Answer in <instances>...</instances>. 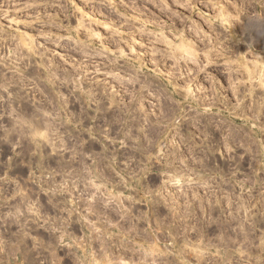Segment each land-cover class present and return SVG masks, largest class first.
I'll list each match as a JSON object with an SVG mask.
<instances>
[{
    "label": "rangeland",
    "instance_id": "374dc122",
    "mask_svg": "<svg viewBox=\"0 0 264 264\" xmlns=\"http://www.w3.org/2000/svg\"><path fill=\"white\" fill-rule=\"evenodd\" d=\"M261 61L264 0H0V264H264Z\"/></svg>",
    "mask_w": 264,
    "mask_h": 264
},
{
    "label": "bare ground",
    "instance_id": "6f19581e",
    "mask_svg": "<svg viewBox=\"0 0 264 264\" xmlns=\"http://www.w3.org/2000/svg\"><path fill=\"white\" fill-rule=\"evenodd\" d=\"M260 63H262V73H263V75H262V77H264V62L263 61H261ZM251 73H249V78L250 79H252L253 78V76H252V74H253V70H251L250 71ZM264 83V82H263ZM263 88H264V85H263ZM262 94V98H263V101H264V92H262L261 93ZM263 107H264V102H263ZM248 111H249V114L248 113H246V115L248 114V117H247V119L249 120V119H252V121H262L263 122V124H264V108H262V107H259V106H257V107H245ZM244 109V108H243ZM240 111V110H239ZM242 111V110H241ZM243 113V112H242ZM170 114V113H169ZM173 114V113H172ZM245 115V116H246ZM170 116H172L171 114H170ZM222 120H224V119H222ZM210 122V121H209ZM204 123V122H203ZM259 123V122H258ZM201 124V123H200ZM199 124V125H200ZM209 124V123H208ZM211 124V123H210ZM208 126V125H207ZM212 126V125H211ZM210 128V127H209ZM205 129H206V124H205ZM209 130V129H208ZM213 130V129H212ZM239 130V129H238ZM245 130V129H244ZM210 131V130H209ZM208 131V132H209ZM239 132V131H238ZM251 133V132H250ZM244 134H245V132L242 134V133H235V132H233V133H231V135H234L235 136V138L236 137H242L243 138V136H244ZM248 134H249V131H248ZM217 136V135H216ZM246 136V135H245ZM244 136V137H245ZM215 137V136H214ZM226 137V136H225ZM247 137V136H246ZM241 138V139H242ZM226 139V138H225ZM234 140V139H233ZM238 140V139H237ZM227 141V140H226ZM230 141V140H229ZM244 141V140H243ZM247 141V140H246ZM245 142V141H244ZM243 143V142H242ZM244 145V144H243Z\"/></svg>",
    "mask_w": 264,
    "mask_h": 264
}]
</instances>
